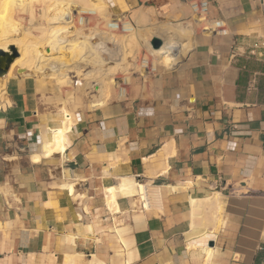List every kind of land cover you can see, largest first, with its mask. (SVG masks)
<instances>
[{"label": "crops", "instance_id": "1", "mask_svg": "<svg viewBox=\"0 0 264 264\" xmlns=\"http://www.w3.org/2000/svg\"><path fill=\"white\" fill-rule=\"evenodd\" d=\"M100 2L96 71L6 81L0 264H264V7Z\"/></svg>", "mask_w": 264, "mask_h": 264}, {"label": "rangeland", "instance_id": "2", "mask_svg": "<svg viewBox=\"0 0 264 264\" xmlns=\"http://www.w3.org/2000/svg\"><path fill=\"white\" fill-rule=\"evenodd\" d=\"M6 2L8 5H0V49L9 51L13 46L19 57L13 61L7 75L0 77V98L5 91L6 81L17 76L16 60L27 62L25 64L30 67L29 75L53 79L64 74L68 78L67 75L73 72L75 65L81 62H84V73L97 70L99 63L96 60L101 52L98 54L92 40L100 33L98 26L103 19L102 11L98 9L102 5L100 0H90V5H82L81 0ZM81 8L84 9V16L81 15ZM75 11H78L76 19L73 16ZM60 18L70 20L65 22ZM194 19H197L195 15ZM118 24L121 26H116V32H105L121 36L130 34V26ZM83 38L84 44L81 43ZM42 59L43 63H40ZM69 80L74 81L72 78ZM76 81L81 80L76 78ZM62 86L66 90H73L74 84L72 82Z\"/></svg>", "mask_w": 264, "mask_h": 264}, {"label": "bare ground", "instance_id": "3", "mask_svg": "<svg viewBox=\"0 0 264 264\" xmlns=\"http://www.w3.org/2000/svg\"><path fill=\"white\" fill-rule=\"evenodd\" d=\"M7 0H0V5L1 6H3V5H5V4H7V2H6ZM82 1V5H87V4H91L90 3V0H81ZM6 2V3H5ZM9 2V1H8ZM10 3V2H9ZM3 4V5H2ZM79 4H81V3H79ZM8 5V4H7ZM199 21H202V19H199ZM46 58V57H45ZM45 58H43V59H45ZM43 59H42V62H40V63H43ZM26 61H28V59L26 60ZM30 61V60H29ZM41 61V60H40ZM25 63H27V62H25ZM24 63V61L23 60H16V62H15V66H16V68L17 69H24L25 71H24V73L23 74H25V73H28L29 71H30V67H27L26 66V64ZM29 63V62H28ZM30 64H32L31 62H30ZM28 65V64H27ZM32 66V65H31ZM20 67V68H19ZM16 69V70H17ZM32 69V68H31ZM33 70V69H32ZM70 127H71V121H70V118L69 117H65V119L63 120V124H62V127L61 128H59L58 130H55V131H53L52 133H51V135H50V142L48 143V145H47V154L49 155L50 153H52L53 152V150H58V149H60L61 147H62V139L64 138L63 137V134L66 132V131H68L69 129H70ZM73 191H72V189H70V193H72ZM140 193L142 194L143 193V190H142V187L140 188ZM105 194V193H104ZM158 194V193H157ZM156 194V195H157ZM71 195V194H70ZM142 196V198H143V195H141ZM158 196V195H157ZM157 198V197H156ZM159 198V197H158ZM197 208V207H196Z\"/></svg>", "mask_w": 264, "mask_h": 264}, {"label": "water", "instance_id": "4", "mask_svg": "<svg viewBox=\"0 0 264 264\" xmlns=\"http://www.w3.org/2000/svg\"><path fill=\"white\" fill-rule=\"evenodd\" d=\"M150 46L153 50H159L162 47V42L157 38H153L150 41ZM18 57L19 53L13 46L9 48V51H3L0 49V77L7 75L13 61ZM24 71V69H17L15 73L17 76H21Z\"/></svg>", "mask_w": 264, "mask_h": 264}, {"label": "built area", "instance_id": "5", "mask_svg": "<svg viewBox=\"0 0 264 264\" xmlns=\"http://www.w3.org/2000/svg\"><path fill=\"white\" fill-rule=\"evenodd\" d=\"M258 7L263 8L264 7V0H252ZM195 16L197 17V19H202V22L206 21V4L204 2H199V3H193L192 4ZM143 193H146L145 191ZM143 201H145V203L143 204L144 207H148L149 206V200L147 198V196H143Z\"/></svg>", "mask_w": 264, "mask_h": 264}]
</instances>
